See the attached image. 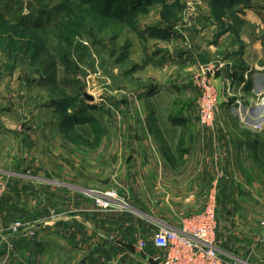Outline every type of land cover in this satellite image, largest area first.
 I'll use <instances>...</instances> for the list:
<instances>
[{
  "label": "rangeland",
  "instance_id": "rangeland-1",
  "mask_svg": "<svg viewBox=\"0 0 264 264\" xmlns=\"http://www.w3.org/2000/svg\"><path fill=\"white\" fill-rule=\"evenodd\" d=\"M257 62L264 0H0V199L11 189L28 207L47 208L49 181L69 175L104 192L89 187L94 176L109 181L113 154L134 146L154 110L196 116L215 133L232 116L241 123L233 131L244 126L259 139L264 164V93L246 109L237 100L225 106L239 96L241 71ZM160 86L177 90L176 100L162 105L170 90L158 101ZM152 93L158 102H148ZM47 216L0 229L17 221L8 237H30Z\"/></svg>",
  "mask_w": 264,
  "mask_h": 264
},
{
  "label": "crops",
  "instance_id": "crops-1",
  "mask_svg": "<svg viewBox=\"0 0 264 264\" xmlns=\"http://www.w3.org/2000/svg\"><path fill=\"white\" fill-rule=\"evenodd\" d=\"M239 82L243 85L235 90H240L239 96L230 95L225 106L232 107L237 100L246 109L254 96L264 93V63L247 65ZM159 90L158 101L170 90L162 105L176 100L178 91L172 87ZM149 98L150 103L158 102L153 93ZM149 117L147 130L135 135L134 146L113 154L109 181L95 175V183L89 185L116 191L109 208L95 205V191H86L83 181L78 183L71 175L60 184L49 181L44 209L28 207L10 189L0 199L1 225L20 216L35 220L46 214L47 224L30 237L10 238L5 231L0 236V264H152L156 224L180 228L183 217L200 212L209 194L220 189L226 194H216L215 245L230 260L264 264V164L259 139L244 126V132L233 131L231 124L241 123L232 116L223 117V131L217 133L203 131L196 116L188 114L169 117L154 110ZM156 120L160 126L153 131ZM115 139L120 142V135ZM219 172H228L230 179L216 180ZM140 239L148 243L146 253L135 247Z\"/></svg>",
  "mask_w": 264,
  "mask_h": 264
},
{
  "label": "built area",
  "instance_id": "built-area-1",
  "mask_svg": "<svg viewBox=\"0 0 264 264\" xmlns=\"http://www.w3.org/2000/svg\"><path fill=\"white\" fill-rule=\"evenodd\" d=\"M200 117L202 122L209 120V110L200 109ZM94 194L96 205L104 209L109 208L117 199V193L113 189ZM123 205L126 206L125 203ZM20 225L16 221L7 228H1L0 236L3 237L5 231L11 234L19 232ZM262 225L264 226V222ZM216 226V199L211 193L200 212L183 217L180 228L166 223L156 224L152 236V246L156 252L151 257L152 264H254L246 259L230 260L225 257L215 245ZM135 247L146 253L148 243L140 239Z\"/></svg>",
  "mask_w": 264,
  "mask_h": 264
},
{
  "label": "water",
  "instance_id": "water-1",
  "mask_svg": "<svg viewBox=\"0 0 264 264\" xmlns=\"http://www.w3.org/2000/svg\"><path fill=\"white\" fill-rule=\"evenodd\" d=\"M199 60L201 64H206L208 62L207 58L204 55H199Z\"/></svg>",
  "mask_w": 264,
  "mask_h": 264
},
{
  "label": "trees",
  "instance_id": "trees-1",
  "mask_svg": "<svg viewBox=\"0 0 264 264\" xmlns=\"http://www.w3.org/2000/svg\"><path fill=\"white\" fill-rule=\"evenodd\" d=\"M50 66L47 67V69L49 68ZM47 81V80H46Z\"/></svg>",
  "mask_w": 264,
  "mask_h": 264
}]
</instances>
